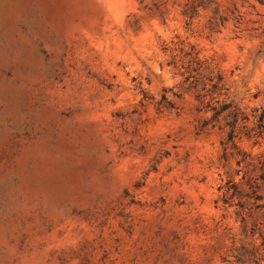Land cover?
<instances>
[{"label": "rangeland", "instance_id": "rangeland-1", "mask_svg": "<svg viewBox=\"0 0 264 264\" xmlns=\"http://www.w3.org/2000/svg\"><path fill=\"white\" fill-rule=\"evenodd\" d=\"M0 264H264V0H0Z\"/></svg>", "mask_w": 264, "mask_h": 264}]
</instances>
